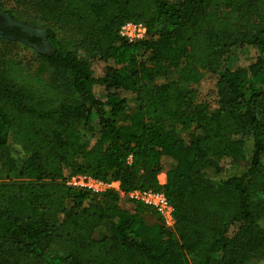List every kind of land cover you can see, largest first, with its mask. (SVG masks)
I'll list each match as a JSON object with an SVG mask.
<instances>
[{"label": "trees", "instance_id": "trees-1", "mask_svg": "<svg viewBox=\"0 0 264 264\" xmlns=\"http://www.w3.org/2000/svg\"><path fill=\"white\" fill-rule=\"evenodd\" d=\"M6 3L72 28L85 54L54 32L35 68L0 49V264L264 262V0ZM127 22L146 38L123 40ZM4 40L43 41L20 29ZM237 48L250 59L226 66ZM248 140L249 168L217 179ZM80 174L164 192L174 231L147 224L140 203L122 209L116 192L66 185Z\"/></svg>", "mask_w": 264, "mask_h": 264}, {"label": "rangeland", "instance_id": "rangeland-1", "mask_svg": "<svg viewBox=\"0 0 264 264\" xmlns=\"http://www.w3.org/2000/svg\"><path fill=\"white\" fill-rule=\"evenodd\" d=\"M0 16L6 18L11 27L14 29H20L21 31L31 35L42 38V44L39 46H25L21 44H17L15 42H10L8 40H4V38H0V49L9 48L12 53H14L17 58L24 61L25 63L34 64L37 53H49L51 51L50 46L46 42V36L48 32H54L57 36L58 40L66 42L70 45L72 50L79 49L80 55L84 56V44H80V38L77 36L75 31L72 28L56 25L49 21H46L42 16L36 12L34 9L28 7L18 6L13 3H6L5 6L0 9ZM251 54L245 48H237L230 52L225 57V65L228 67L233 66H241L245 65L247 61L250 59ZM35 65L31 66L32 68ZM50 76H53L52 74ZM165 82L164 79L157 80L158 84H163ZM82 130V128H81ZM84 138L88 142V134L83 131ZM251 159V141L248 140V145L246 148V158L244 161L235 163L233 165H227L225 170L218 176L217 179H228L230 177L239 176L243 174L250 165ZM120 206L124 210H130V203H128L125 199H121ZM157 216L152 212L148 211L144 215V221L147 224L153 225L157 222ZM262 227L264 229V220L262 222ZM106 234V233H105ZM201 259L200 252L196 254L184 253V264H197V262ZM254 263H263L254 262Z\"/></svg>", "mask_w": 264, "mask_h": 264}, {"label": "built area", "instance_id": "built-area-1", "mask_svg": "<svg viewBox=\"0 0 264 264\" xmlns=\"http://www.w3.org/2000/svg\"><path fill=\"white\" fill-rule=\"evenodd\" d=\"M147 29L143 24L127 22L122 25L119 36L128 43H136L146 38ZM66 185L72 189L100 197L108 192H116L128 203L136 202L152 211L164 228L174 231L176 225L174 207L162 191L134 190L124 193L119 181L105 182L89 175H76L70 178Z\"/></svg>", "mask_w": 264, "mask_h": 264}, {"label": "flooded vegetation", "instance_id": "flooded-vegetation-1", "mask_svg": "<svg viewBox=\"0 0 264 264\" xmlns=\"http://www.w3.org/2000/svg\"><path fill=\"white\" fill-rule=\"evenodd\" d=\"M15 29L11 27L10 22L6 18L0 16V38H7L9 33Z\"/></svg>", "mask_w": 264, "mask_h": 264}, {"label": "crops", "instance_id": "crops-1", "mask_svg": "<svg viewBox=\"0 0 264 264\" xmlns=\"http://www.w3.org/2000/svg\"><path fill=\"white\" fill-rule=\"evenodd\" d=\"M158 180H159L160 185H165L167 183V175L165 173H161L158 176Z\"/></svg>", "mask_w": 264, "mask_h": 264}]
</instances>
